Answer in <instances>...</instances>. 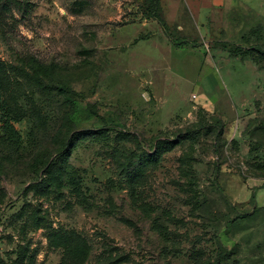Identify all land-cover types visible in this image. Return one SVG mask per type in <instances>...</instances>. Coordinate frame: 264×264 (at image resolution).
I'll use <instances>...</instances> for the list:
<instances>
[{
  "label": "rangeland",
  "instance_id": "1",
  "mask_svg": "<svg viewBox=\"0 0 264 264\" xmlns=\"http://www.w3.org/2000/svg\"><path fill=\"white\" fill-rule=\"evenodd\" d=\"M161 5L173 41L149 18L148 0L0 2V59L23 66L35 56L69 89L0 74L21 135L6 134L0 110V264H264V68L237 53L258 44L246 32L257 16L223 24L218 10L202 24ZM194 123L192 141L148 174L147 211L110 185L115 165L92 139L75 147L62 183L49 167L68 127L130 131L149 150L155 136ZM185 151L189 177L179 169Z\"/></svg>",
  "mask_w": 264,
  "mask_h": 264
},
{
  "label": "trees",
  "instance_id": "2",
  "mask_svg": "<svg viewBox=\"0 0 264 264\" xmlns=\"http://www.w3.org/2000/svg\"><path fill=\"white\" fill-rule=\"evenodd\" d=\"M2 1L3 6L8 10L10 4L21 7L23 3H27V0H0V2ZM161 1L162 0H148L151 5L149 18L155 20L161 26L166 36L173 41L170 25L161 13ZM251 32H258L256 34L258 36L259 28L252 30ZM237 53L242 57H251L257 65L264 68V45L255 44L251 47H239ZM22 61L24 62L23 66H14L12 63L0 59V74L4 75V77L9 80V73L12 72L16 77L26 78L34 87L43 90L48 89L50 92L57 90L59 93L67 95L69 92L68 88L64 86L57 87L54 85L50 65L41 62L35 56L23 58ZM0 110L3 113L2 127L4 131L14 141H20L21 135L12 122V106L9 103V99L5 97L2 88H0ZM198 125V123H194L188 127L179 128L173 133L174 136H155L153 143L149 145V150L146 149V146L143 144L139 135L130 131L119 130L113 134L107 128H99L96 130L90 128L74 130L73 128L68 127V140L63 145L58 158L52 162L49 167L54 169L57 173V177L62 183L68 176L69 171L67 168L69 167V157L72 155L75 147L82 140L92 139L101 144V147L106 150L115 165V176L117 178L111 179L109 181L110 185L127 189L133 199V203L139 208L146 210L147 206L150 204L144 202L140 197L142 193L141 190L148 181V174L158 169L166 153L173 151L184 141H192L195 135L199 133V131H196ZM219 126V135L222 136L224 134V126ZM190 148L192 150L193 142L190 144ZM193 161L194 158L189 151H185L179 158V169L182 176H191L193 173ZM72 176L70 175V179L73 178ZM189 187L190 190L188 192L190 193V197H192V199L198 198L199 192L194 188L192 182H190ZM79 201L81 205H86V200L84 198L80 197ZM124 221L129 225L135 226L133 220L126 219ZM155 229L162 236H165L167 233V228L162 226L159 222H156ZM198 263L201 264V262ZM202 264L209 263L203 262Z\"/></svg>",
  "mask_w": 264,
  "mask_h": 264
},
{
  "label": "crops",
  "instance_id": "3",
  "mask_svg": "<svg viewBox=\"0 0 264 264\" xmlns=\"http://www.w3.org/2000/svg\"><path fill=\"white\" fill-rule=\"evenodd\" d=\"M167 1V17L174 15V12H179L181 8L186 10L190 20L194 19L196 22L202 24H213L217 17V11L221 10L226 19L230 21H223V24L233 23L234 15L245 18V16H257L256 26L259 28V34L256 35L258 44L264 45V2L263 0H166ZM189 11V13L187 12ZM243 10L246 12L243 13ZM170 11V14H168ZM223 16V19H224ZM240 19V20H241ZM173 22V21H171ZM237 22V21H236ZM181 29L183 25L181 22L174 21ZM256 28V29H257ZM252 28L246 32L250 33Z\"/></svg>",
  "mask_w": 264,
  "mask_h": 264
}]
</instances>
